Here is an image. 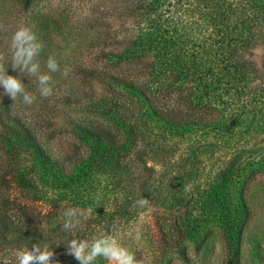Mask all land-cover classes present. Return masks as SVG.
<instances>
[{
    "label": "trees",
    "instance_id": "1",
    "mask_svg": "<svg viewBox=\"0 0 264 264\" xmlns=\"http://www.w3.org/2000/svg\"><path fill=\"white\" fill-rule=\"evenodd\" d=\"M38 1L20 0L27 10ZM75 3L88 6L81 22L94 30V53L78 66L82 82L63 103L87 106L110 126L76 121L70 149L52 153L0 94V202L19 190L26 200H69L97 214L68 232L60 224L33 227L0 205V247L39 243L53 258H72L68 241L91 242L93 222L131 217L143 199L158 205L157 258L176 252L189 261L187 241L201 245L217 234L223 264H239L246 192L264 173V52H257L264 48V0ZM222 141L229 155L205 169L199 149L222 148ZM182 144L191 159L179 166L176 182L169 169L152 179L145 156L166 161Z\"/></svg>",
    "mask_w": 264,
    "mask_h": 264
},
{
    "label": "rangeland",
    "instance_id": "2",
    "mask_svg": "<svg viewBox=\"0 0 264 264\" xmlns=\"http://www.w3.org/2000/svg\"><path fill=\"white\" fill-rule=\"evenodd\" d=\"M75 1L40 0L27 10L20 0H0V56L3 57L0 59V74L8 71L9 75L17 76L24 85L25 91L35 97L33 104L26 105L23 103V96L18 95L14 105L20 115L33 123L52 153L59 155L60 152L69 150L75 142L71 132L76 121L102 122L110 126L109 120L93 113L87 106L63 103L64 97L82 82L77 71L78 66L83 59L94 53L90 47L94 30L88 28V22H81L87 14L88 6H81ZM22 26L29 28L35 34L37 41L42 44L41 51L36 57V62L39 64V72L36 75L20 73L11 67L12 36ZM257 52L260 56L264 48H257ZM49 57L57 61L58 71L51 72L47 68ZM40 74H48L51 77L49 86L52 88V94L46 98L39 92ZM94 88L102 91L99 83H94ZM0 94L3 95V88H0ZM46 119L48 121L45 123ZM235 140L237 141V138ZM220 144L222 148L207 146L199 149L200 162L206 165L205 169L213 166L212 163L217 157L229 155V149L223 146H227V143L222 141ZM188 146L182 144L171 159L166 161L145 156L144 164L150 171V177L157 178L163 170L169 169L170 181L176 182L175 174L181 170L179 166L190 158L191 152ZM175 185L172 186L170 195H176ZM9 198L8 201L5 199L3 203L0 202L2 208L28 225L40 229L63 225L65 217L62 213L68 208H76L84 212V216L78 217L79 225L83 224L90 215L97 214L93 207L69 200L59 202L26 200L19 190H10ZM246 199L249 206V221L238 244L239 264H264V173L257 174L250 184ZM16 204L20 208H17ZM156 208L158 205L150 202L143 207L140 206L131 217L108 218L102 223L93 222L92 225L97 231L96 237L114 236L119 244L134 256L137 264H223L225 247L217 234L210 235L201 245L187 241L189 261H184L176 252L167 254L164 259L157 258L154 245L159 237L155 218ZM22 209L26 212L21 211ZM27 216L30 219L26 218ZM18 249L22 248L0 247V264L4 259H7L9 264H16L14 252ZM106 263L108 264V261L103 257H98L94 262V264ZM53 264H78V261L73 257H59L53 258Z\"/></svg>",
    "mask_w": 264,
    "mask_h": 264
},
{
    "label": "clouds",
    "instance_id": "3",
    "mask_svg": "<svg viewBox=\"0 0 264 264\" xmlns=\"http://www.w3.org/2000/svg\"><path fill=\"white\" fill-rule=\"evenodd\" d=\"M42 44L37 41L35 34L27 27H20L12 36L11 51L12 61L11 67L20 73L28 75H36L39 72V64L36 57L41 51ZM0 59H3L0 56ZM47 68L51 72L59 70L57 61L49 57ZM65 75L67 72L65 71ZM51 77L48 74H40L38 76L39 92L42 97H48L52 94V88L49 86ZM0 88H3V94L8 95L15 101L18 95L23 96V103L31 105L35 101V97L25 91L21 80L14 75H9L8 71L0 74ZM139 206L147 205V200L136 202ZM62 215L65 217L63 230L72 232L76 228L80 220L78 217L84 216V212L76 208L66 209ZM75 235V233H73ZM66 255H71L78 264H94L98 257H103L108 264H137L134 256L122 247L117 239L112 235H102L93 238L91 242L88 240H80L73 238L66 244ZM16 264H53L54 252L49 251L47 245L43 247L37 243L33 244L31 249L22 248L14 252ZM2 264H9L7 259Z\"/></svg>",
    "mask_w": 264,
    "mask_h": 264
}]
</instances>
